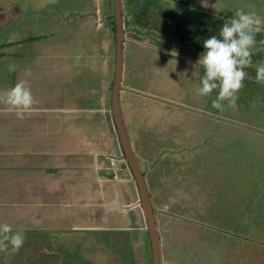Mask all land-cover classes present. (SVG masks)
Listing matches in <instances>:
<instances>
[{"label": "rangeland", "instance_id": "obj_1", "mask_svg": "<svg viewBox=\"0 0 264 264\" xmlns=\"http://www.w3.org/2000/svg\"><path fill=\"white\" fill-rule=\"evenodd\" d=\"M51 1L40 13L14 11L12 20L6 14L0 25V45L2 40L16 48L0 51V155L8 154L0 156V224L23 235L15 252L0 247V264H151L138 189L128 176H119L112 186L120 168H111L118 137L102 111L112 108L113 23L111 30L97 32L93 20H84L92 0H61L57 10ZM122 2L126 40L119 103L147 180L164 249L161 264H264V82L255 80L254 70L261 55L245 69L233 104L222 101L217 109L211 105L215 90L205 96L195 92L203 73L195 64L203 39L216 35L239 9L259 16V40L264 0ZM196 8L206 16H195ZM68 11L73 18L58 17ZM134 40L146 48L135 51L133 45L128 56ZM17 82L33 98L19 116L4 102V93ZM36 147L39 154L44 149L78 155L109 150L113 157H70L68 163L85 171L64 175L53 191L42 184L43 172L25 177L26 183H20L18 168L6 172L15 162L10 154ZM28 158L23 161L34 162ZM89 179L108 189L105 198L86 184ZM113 192L121 205L107 199Z\"/></svg>", "mask_w": 264, "mask_h": 264}, {"label": "clouds", "instance_id": "obj_2", "mask_svg": "<svg viewBox=\"0 0 264 264\" xmlns=\"http://www.w3.org/2000/svg\"><path fill=\"white\" fill-rule=\"evenodd\" d=\"M200 2L206 5V0ZM257 33H262L259 16L255 12L236 9L230 17L224 19L216 35L203 39V51L195 61V64L201 66L203 73L199 76V87L195 92L199 96H205L215 90L212 107L219 109L222 101L229 105L235 102L236 93L246 76L245 69L254 64L253 56L256 54H260L262 58L259 63H255V80L264 82V34L257 40ZM171 54L175 56V50ZM4 102L9 110H15L19 116L30 108L33 98L29 88L23 82H17L4 93ZM111 165L112 168L123 166L133 180L122 149L120 155L111 160ZM0 241L7 242L0 243V247L10 246V250L15 252L23 243V235L20 230L11 231L9 225L0 224Z\"/></svg>", "mask_w": 264, "mask_h": 264}, {"label": "crops", "instance_id": "obj_3", "mask_svg": "<svg viewBox=\"0 0 264 264\" xmlns=\"http://www.w3.org/2000/svg\"><path fill=\"white\" fill-rule=\"evenodd\" d=\"M49 1H51V0H0V25L3 23L4 20H2V19L5 18L6 14L8 16L6 18H8L9 20H12L13 16L10 13L14 14V11L17 12L16 14L19 15V16H21V14H22V13H20L21 11H23L24 13H28V14H30L31 11L33 13H36V11L39 12V10L41 11L43 8L48 7L47 3ZM54 1H55V4H54L55 7L53 9L57 10L61 0H54ZM63 1H66V0H63ZM75 1H77V0H75ZM80 1H81V4H83L82 1H90V0H80ZM140 1H144V0H140ZM30 3H31V5L33 4L34 6H36L35 10H33L32 7H29ZM122 5H123V2L121 0V6ZM83 7H85V6H83ZM196 9H198V11L197 10H195V11L193 10L194 13H195V16H204V17L206 16V15L203 14L204 12H202V10L200 8H196ZM28 10H31V11H28ZM82 10H83V8H82ZM90 12H91L90 16H86V18H84V20H86L87 18L93 20V26L95 27L97 32H99L101 29L102 30L103 29H110L111 30L110 23L107 22V19L109 18L110 15H112V13H114L113 0H92V8H91ZM70 13L71 12L68 11L67 13L59 14L60 16H58V17L59 18L63 17L64 19H66L67 16L69 15L70 18H73V14L72 13L70 14ZM81 14H84V13H81ZM128 15H129V17L131 16L133 18V14L130 13ZM211 16H215V14H213ZM123 23H124V11H123V8H122V26H123ZM83 24H85V23H83ZM86 24L89 25V23H86ZM10 26H12V24L8 25V28H10ZM203 27L207 28L208 26L204 25ZM135 29L136 28H134V29L132 28L133 31H136ZM210 29H212L213 32L215 31L214 28H210ZM41 31H42V29L34 37L40 36ZM123 33H124V36H125L124 27H123ZM140 34H147V33L146 32H140ZM201 35H205V34H201ZM114 37H115V40H114L115 41L114 42L115 43L114 44V56H116V35L115 34H114ZM203 38H205V37H203ZM29 39H30V41H33V37H31ZM125 40H126V37L124 38L123 45L125 44ZM18 43L19 44H27L26 42H18ZM34 43L35 42H33V44ZM14 45L15 44H11V43L7 44V41L3 42L1 40L0 51H2V52H4V50L5 51H9V50L16 51V48H14ZM133 45H136V47L134 48L135 51H136L137 48H139V49L146 48L145 46H143L140 43H138V40L137 41H135V40L131 41V43L128 44V48H126L128 50V53H129L128 56L132 54L131 53L132 51H134V50L131 51V47H133ZM19 47L22 50V47L21 46H19ZM25 49L28 50L29 48H25ZM124 50H125V48H124ZM122 51H123V48H122ZM2 52H0V55L2 57H4L1 54ZM60 53H61V51L58 52L56 56H59ZM10 56L13 57L14 53H10L9 52L8 57H10ZM132 56H133V54H132ZM52 58L54 60H56L54 57H52ZM108 59H109L108 56L104 57L105 61H107ZM102 114H103V117H106V119H108L106 121L108 122V125H109L108 127L112 130V134L117 135L116 131H115V126H114V122H113V117H112L111 111L106 110L105 108H103ZM112 126H113V129H112ZM97 127H96V129H97ZM42 130H45V128H43ZM44 141H46V140H44ZM18 143L19 144H23V141L22 140L18 141ZM45 143L46 142H44V144ZM48 144H49V142L47 143L46 146H48ZM115 145H116L117 148L115 149L116 153H115L114 157L117 158L120 155V153H121V148H120V145H119V141H117ZM24 148H25V146H24ZM37 150H38V147H36L35 149H32V150H28L27 152H26V150H21V151H18V152H14L13 154H10V155H13V157L11 158V162H12L13 159L15 160V162L13 164L14 166L8 167L6 172L7 171L8 172H10V171L13 172L14 169L12 167L18 168L19 171L22 172L21 174L23 175V178H22L20 183H26L27 181H24V178L27 177V176H29L28 178H30V179L33 178V174H35V171L37 173L43 172L44 175H45V176H43V179H44L45 182H42V184L43 183L46 184V186H47L46 189L47 188H51L52 189L51 186H56V183H58L57 180L64 181L66 179V178L63 177L64 175L71 174V172H72V174L77 175L78 173L82 174V172L85 171V168L82 167L81 165L79 167L78 165H75V164L72 165V163H68L69 162L68 159H70V157H77V156L78 157H80V156H82V157H84V156H88V157L95 156L96 157V156H101V155H103V156L104 155H108V157H113V155L110 154L109 150H108V153L99 150L98 152H95V153H92V154H88V155H86V154H83V155L71 154L72 153L71 151H70L71 152L70 153L68 151L66 152V151H63V150L60 151V152H57V153H55L53 150L51 152H46L45 149L39 154V151H37ZM30 154H32V155L29 156ZM37 154H39L38 158H36ZM7 155H8L7 152H4L0 156H1V158H4V157H7ZM39 156L43 157V159L41 160L42 162L39 161L40 160ZM28 157H30V158L33 157L34 162L33 163L28 162L27 163V162L23 161V160L26 161L27 159H29ZM3 163H4V161H3ZM6 163H9V162H6ZM116 167H114V168L111 167V168L113 170H115ZM19 171L15 175H18L20 173ZM77 171H79V172L78 173H74V172H77ZM0 172H2V170ZM126 172L127 171H126V169L123 166H120V168H119V170L117 172L114 171V178H116L115 179L116 181L114 183L112 182V186H114V185L116 186L118 184L117 182H118V177L119 176L120 177L121 176L122 177L128 176V179H129L130 176H129V174L126 175ZM1 176H3V175H1ZM38 178H40V177H38ZM96 183H98V184H96ZM100 183H102V182H100V180H95V185L93 186V180L89 179L86 184L92 185L95 188V190L99 192V195L101 196V199H103V198H105L103 196L107 194L106 190H108V189L105 188ZM109 184H110V182H108V185ZM134 184H135V182H134ZM146 187H147V184H146ZM136 188H137V185H136ZM147 189H148V187H147ZM147 192L149 194L148 190H147ZM112 195H113V197L112 196L110 197L108 195V197H110V198H107V199L110 200L111 198H113V200H115V203L117 205H121V199L119 198L118 193L117 192L116 193L113 192ZM137 201H139V195H138V198L136 200V203H137Z\"/></svg>", "mask_w": 264, "mask_h": 264}, {"label": "water", "instance_id": "obj_4", "mask_svg": "<svg viewBox=\"0 0 264 264\" xmlns=\"http://www.w3.org/2000/svg\"><path fill=\"white\" fill-rule=\"evenodd\" d=\"M113 9L115 16V26H116V56H115V77L112 86L111 93V113L113 117L114 126L118 135L120 147L124 154L126 163L129 166L130 172L132 174L133 180L138 187L139 192V202L137 206L140 207L143 219L146 223V230L148 232L150 247H151V264H161V247L158 236V227L156 216L152 208L150 197L147 192V187L145 184V179L139 170L138 164L136 162L135 156L133 154L131 145L129 143L124 125L122 120V114L119 103V94L122 84V72H123V51L122 46L124 42V33L122 26V6L121 0H113Z\"/></svg>", "mask_w": 264, "mask_h": 264}, {"label": "trees", "instance_id": "obj_5", "mask_svg": "<svg viewBox=\"0 0 264 264\" xmlns=\"http://www.w3.org/2000/svg\"><path fill=\"white\" fill-rule=\"evenodd\" d=\"M107 22L108 23H113L112 24V31L115 34V32H116V26H115V16H114V13H112V15L109 16V18L107 19ZM169 264H172V263L169 262ZM191 264H193V263H191Z\"/></svg>", "mask_w": 264, "mask_h": 264}, {"label": "flooded vegetation", "instance_id": "obj_6", "mask_svg": "<svg viewBox=\"0 0 264 264\" xmlns=\"http://www.w3.org/2000/svg\"><path fill=\"white\" fill-rule=\"evenodd\" d=\"M158 225V224H157ZM158 232H159V230H158ZM160 238V237H159ZM162 244H161V238H160V247H161V253L163 252L162 250H164L163 248H162Z\"/></svg>", "mask_w": 264, "mask_h": 264}, {"label": "bare ground", "instance_id": "obj_7", "mask_svg": "<svg viewBox=\"0 0 264 264\" xmlns=\"http://www.w3.org/2000/svg\"><path fill=\"white\" fill-rule=\"evenodd\" d=\"M124 123V122H123ZM125 125V124H124ZM147 181V180H146ZM148 187V186H147ZM148 190V189H147ZM152 208H154L153 206H152ZM159 234V233H158Z\"/></svg>", "mask_w": 264, "mask_h": 264}]
</instances>
